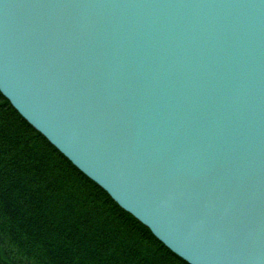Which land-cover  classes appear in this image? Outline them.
<instances>
[{
	"label": "water",
	"instance_id": "1",
	"mask_svg": "<svg viewBox=\"0 0 264 264\" xmlns=\"http://www.w3.org/2000/svg\"><path fill=\"white\" fill-rule=\"evenodd\" d=\"M0 94L186 264H264V0H0Z\"/></svg>",
	"mask_w": 264,
	"mask_h": 264
},
{
	"label": "trees",
	"instance_id": "2",
	"mask_svg": "<svg viewBox=\"0 0 264 264\" xmlns=\"http://www.w3.org/2000/svg\"><path fill=\"white\" fill-rule=\"evenodd\" d=\"M0 264H186L0 94Z\"/></svg>",
	"mask_w": 264,
	"mask_h": 264
}]
</instances>
